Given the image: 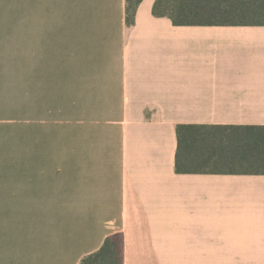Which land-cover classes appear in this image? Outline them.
<instances>
[{"label":"crops","instance_id":"1","mask_svg":"<svg viewBox=\"0 0 264 264\" xmlns=\"http://www.w3.org/2000/svg\"><path fill=\"white\" fill-rule=\"evenodd\" d=\"M142 0H0V264H264V174H176V127L264 126V26Z\"/></svg>","mask_w":264,"mask_h":264},{"label":"trees","instance_id":"2","mask_svg":"<svg viewBox=\"0 0 264 264\" xmlns=\"http://www.w3.org/2000/svg\"><path fill=\"white\" fill-rule=\"evenodd\" d=\"M142 0H125L126 25ZM152 15L174 26H264V0H155ZM176 174H264V126L176 127ZM80 264H123L121 235Z\"/></svg>","mask_w":264,"mask_h":264}]
</instances>
